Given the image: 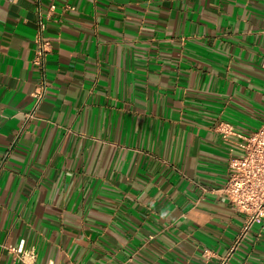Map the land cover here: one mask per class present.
I'll return each mask as SVG.
<instances>
[{
    "label": "crops",
    "instance_id": "crops-1",
    "mask_svg": "<svg viewBox=\"0 0 264 264\" xmlns=\"http://www.w3.org/2000/svg\"><path fill=\"white\" fill-rule=\"evenodd\" d=\"M221 122H264V0H0V264H264Z\"/></svg>",
    "mask_w": 264,
    "mask_h": 264
},
{
    "label": "built area",
    "instance_id": "built-area-1",
    "mask_svg": "<svg viewBox=\"0 0 264 264\" xmlns=\"http://www.w3.org/2000/svg\"><path fill=\"white\" fill-rule=\"evenodd\" d=\"M55 8L56 4L52 3L50 10ZM50 18V11L47 14L38 11L36 47L32 63L41 71L42 77L32 92V107L26 112L28 119L36 117L40 105L48 93L45 67L47 55L51 50V42L44 33L47 28V20ZM217 128L223 138L232 143L228 179L217 191L225 196L238 212L244 215L240 240L256 221L264 219V122L250 134L237 131L230 123L221 122ZM14 250L20 254L23 260L28 257L34 261L36 257L34 249L20 251L18 248H14ZM207 251L208 249H205V253ZM27 264L34 263L27 262ZM222 264H225V261Z\"/></svg>",
    "mask_w": 264,
    "mask_h": 264
}]
</instances>
